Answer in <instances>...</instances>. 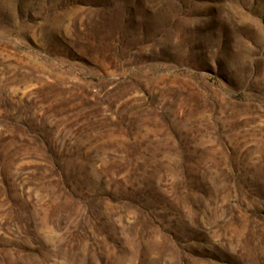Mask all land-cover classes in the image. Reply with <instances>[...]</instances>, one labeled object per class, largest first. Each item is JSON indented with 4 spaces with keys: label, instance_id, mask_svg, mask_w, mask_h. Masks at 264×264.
<instances>
[{
    "label": "rangeland",
    "instance_id": "rangeland-1",
    "mask_svg": "<svg viewBox=\"0 0 264 264\" xmlns=\"http://www.w3.org/2000/svg\"><path fill=\"white\" fill-rule=\"evenodd\" d=\"M0 264H264V0H0Z\"/></svg>",
    "mask_w": 264,
    "mask_h": 264
}]
</instances>
